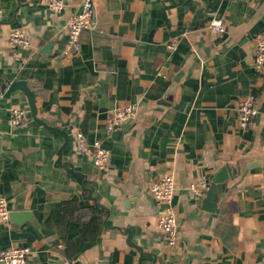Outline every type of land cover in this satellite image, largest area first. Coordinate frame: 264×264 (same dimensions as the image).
<instances>
[{"label":"crops","instance_id":"1","mask_svg":"<svg viewBox=\"0 0 264 264\" xmlns=\"http://www.w3.org/2000/svg\"><path fill=\"white\" fill-rule=\"evenodd\" d=\"M49 1L0 0V196L10 213H29L0 222V251L28 246L27 264H264V71L253 64L264 0H93L103 31H83L69 55L65 21L82 0H62L58 13ZM211 11L224 17V33L209 30ZM14 30L31 44L12 46ZM19 80L36 92L38 117L68 134L64 157L102 210L56 166L64 136L34 121L23 91L2 89ZM251 93L259 112L241 128L237 106ZM128 104L135 118L107 131L111 111ZM14 108L25 111L19 125ZM78 131L110 150L105 169L74 150ZM226 165L236 173L208 211V188L199 197L189 185L209 186ZM160 175L177 184L173 246L158 230L162 205L149 189ZM68 199L79 209L58 223ZM94 209L104 228L87 240L83 220Z\"/></svg>","mask_w":264,"mask_h":264},{"label":"built area","instance_id":"2","mask_svg":"<svg viewBox=\"0 0 264 264\" xmlns=\"http://www.w3.org/2000/svg\"><path fill=\"white\" fill-rule=\"evenodd\" d=\"M82 11L69 15L65 21L67 32V43L64 54L69 55L78 52L81 48V34L85 30L103 31L95 22L96 6L93 0H82ZM48 8L53 13L64 10L62 0H50ZM1 17V15H0ZM208 28L212 34L218 35L226 31V21L217 11L209 13ZM12 46L27 47L31 44L28 35L23 30H14L8 36ZM176 41L168 44L173 50ZM254 67L264 71V32L258 34L254 48ZM137 106L128 104L114 108L107 119L106 129L112 131L116 127L130 123L137 114ZM258 102L256 95L248 94L241 99L237 106V118L241 128H248L258 114ZM25 120V111L21 108H14L11 121L13 125H19ZM264 149V146H263ZM74 150L92 158L94 165L99 169H105L110 163L111 153L103 146L100 140L90 142L84 132L78 131L75 136ZM208 183L205 181L192 182L189 189L199 197H203ZM149 189L152 197L162 205L158 216V230L161 232L169 245H175L178 238V216L174 208V198L177 192L176 179L173 175H160L153 177L149 182ZM0 222H10V209L4 197L0 196ZM31 254L28 246L10 247L0 251V264H27ZM64 264H71L65 262Z\"/></svg>","mask_w":264,"mask_h":264},{"label":"water","instance_id":"3","mask_svg":"<svg viewBox=\"0 0 264 264\" xmlns=\"http://www.w3.org/2000/svg\"><path fill=\"white\" fill-rule=\"evenodd\" d=\"M2 89L5 90L6 95H9L10 93L17 90L23 91L28 98L31 116L34 119V121H36V123H38L39 125L44 126L52 133H59L64 136L65 142L57 153L58 158L56 161V166L63 167L70 177L76 179L77 182L83 188L84 192H88V197L95 202L96 208L98 210H102V208H100V206L98 205L96 198L93 197L91 189L86 187L84 184L85 175L80 171L76 170L74 165L70 161L66 160L64 157V150L68 146V134L66 133V131L60 129L59 127L49 125L46 121L38 117L37 94L33 89L30 88L28 81L19 80V81L6 82L2 84ZM235 173H236L235 169L226 165L215 175V177L212 179L211 183L208 186L206 195L203 200L204 209L212 212L216 210L218 202L225 190L227 180L231 178ZM19 215L27 216L29 215V213H21L14 211L10 213V218ZM127 233L129 234L128 243L134 244L132 241V231L130 229H127Z\"/></svg>","mask_w":264,"mask_h":264},{"label":"trees","instance_id":"4","mask_svg":"<svg viewBox=\"0 0 264 264\" xmlns=\"http://www.w3.org/2000/svg\"><path fill=\"white\" fill-rule=\"evenodd\" d=\"M78 209H79V203L76 199L65 200L62 203V215L58 223H64L67 218L73 217V214ZM104 218L105 216L103 212H99L94 209L91 217L86 220H83V232H84V237L87 240H95L98 238V236L102 232V229L104 228ZM65 237L66 236H64V240L62 241L63 244L61 250H64L67 243H69Z\"/></svg>","mask_w":264,"mask_h":264}]
</instances>
